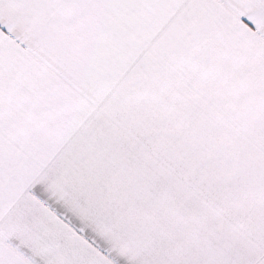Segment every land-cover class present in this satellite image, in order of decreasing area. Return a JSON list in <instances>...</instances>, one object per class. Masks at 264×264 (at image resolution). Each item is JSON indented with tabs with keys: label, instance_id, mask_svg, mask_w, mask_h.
Masks as SVG:
<instances>
[{
	"label": "snow or ice",
	"instance_id": "1",
	"mask_svg": "<svg viewBox=\"0 0 264 264\" xmlns=\"http://www.w3.org/2000/svg\"><path fill=\"white\" fill-rule=\"evenodd\" d=\"M0 264H264V0H0Z\"/></svg>",
	"mask_w": 264,
	"mask_h": 264
}]
</instances>
